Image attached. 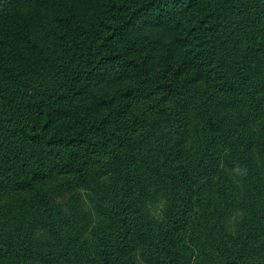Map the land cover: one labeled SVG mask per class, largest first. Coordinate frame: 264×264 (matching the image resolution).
<instances>
[{"label": "trees", "instance_id": "obj_1", "mask_svg": "<svg viewBox=\"0 0 264 264\" xmlns=\"http://www.w3.org/2000/svg\"><path fill=\"white\" fill-rule=\"evenodd\" d=\"M0 199V264H264V0H0Z\"/></svg>", "mask_w": 264, "mask_h": 264}, {"label": "rangeland", "instance_id": "obj_2", "mask_svg": "<svg viewBox=\"0 0 264 264\" xmlns=\"http://www.w3.org/2000/svg\"><path fill=\"white\" fill-rule=\"evenodd\" d=\"M227 154H228V150H225L223 153V159L227 160ZM255 155V160L257 161V163L259 162V156H258V152L255 149L254 152ZM223 173H226L227 177L229 179H231L232 183L238 187V188H242V184L241 181L237 178L236 173L234 172L233 169H231L226 161H223ZM73 198H77L84 210V212L86 213L87 216H89V220L90 223L87 227V231L84 233V236L82 237L81 243L82 244H87L91 242L92 239V233L93 230L99 225V223L101 222V216L97 210V205L95 203V201L90 200V198L86 195V193L81 190V189H77L72 191L70 194H60L55 196L54 201L57 203V205L59 206V208L65 213V214H70V206H71V200ZM2 199H0L1 201ZM19 213V212H18ZM21 214V213H19ZM243 217V211L240 208H235L231 214V216L228 218L227 223H226V228L229 232L235 233L236 232V228L237 225L239 224V222L241 221ZM26 220H30V217H26ZM32 226L34 228V233L36 234V236L41 239V240H46L48 239V235L47 233L39 228V225L32 222ZM128 261L130 264H148L145 256H144V252H143V248L141 244H138L137 247L130 253V255L128 256Z\"/></svg>", "mask_w": 264, "mask_h": 264}]
</instances>
